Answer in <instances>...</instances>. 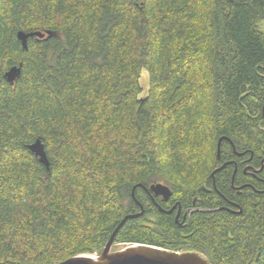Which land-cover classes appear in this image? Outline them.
I'll use <instances>...</instances> for the list:
<instances>
[{
  "label": "trees",
  "instance_id": "1",
  "mask_svg": "<svg viewBox=\"0 0 264 264\" xmlns=\"http://www.w3.org/2000/svg\"><path fill=\"white\" fill-rule=\"evenodd\" d=\"M262 23L264 0H0V264L99 255L139 211L134 185L144 212L113 251L264 264V184L231 163L264 179ZM19 30L45 35L23 48ZM37 138L48 169L27 148ZM231 178L252 187L236 193ZM155 182L171 190L155 197L170 213L143 190ZM223 198L240 209L221 210ZM177 204L179 222L191 209L181 226Z\"/></svg>",
  "mask_w": 264,
  "mask_h": 264
},
{
  "label": "water",
  "instance_id": "2",
  "mask_svg": "<svg viewBox=\"0 0 264 264\" xmlns=\"http://www.w3.org/2000/svg\"><path fill=\"white\" fill-rule=\"evenodd\" d=\"M44 35L45 33L41 31H32L25 33L21 30L17 31L16 34L23 48L27 47L28 37L36 36L42 38L44 37ZM19 74L20 65H14L4 72L3 78L7 82L12 84L18 78ZM223 139L228 140L226 137L221 136L217 141L216 153L218 158L220 153V142ZM230 144L234 150L231 141ZM27 148L35 157L38 158V161L40 163H42L47 169L49 168V161L44 150V145L39 138H37L34 142L28 144ZM239 154L241 155V153ZM226 163L227 162L223 163L220 167L216 168L213 171L212 176L215 172L219 171L222 167H224ZM135 186L136 185L132 187L131 197L139 206V211L136 213L124 215V217L120 220L119 224L110 234L102 252L99 255L73 256L57 264H210L206 257L195 251L178 252L149 244H127L115 251L111 249L115 234L122 227L125 221L128 219H135L141 216L144 212L143 205L138 200H136L134 196ZM139 186H141V184H139ZM146 190L152 191V193L156 196L160 195L163 200H167L171 195L170 188L161 182L151 183L148 186V189L146 188ZM173 208L174 206H172L171 209L165 211L158 205V209L166 213H170Z\"/></svg>",
  "mask_w": 264,
  "mask_h": 264
},
{
  "label": "flooded vegetation",
  "instance_id": "3",
  "mask_svg": "<svg viewBox=\"0 0 264 264\" xmlns=\"http://www.w3.org/2000/svg\"><path fill=\"white\" fill-rule=\"evenodd\" d=\"M234 147V146H233ZM231 148H232V146H231ZM232 151H233V154L234 155H236V156H238V157H240V156H242V155H240L239 154V152H237L236 150H235V148H234V150H233V148H232ZM238 153V154H237ZM231 163H232V167H233V173L237 170V168L240 166V168H241V172L243 173V174H245V175H247V176H250L251 178H252V180H256L257 182H260L262 185L264 184V179L259 175V173H260V171H256V169H258V168H256V167H254V166H252V165H250L249 163H247V162H241L240 164H237L236 162H234L233 160L231 161ZM262 167V163H261V165H260V167L259 168H261ZM256 168V169H255ZM245 185H247V186H250V187H252V184H249V183H244V184H241L240 186H235V185H233V179L231 178V182H230V186L232 187V188H234V190L236 191V193H240V189L241 188H244L245 187ZM212 187L214 188V189H216V186H215V182L214 181H212ZM147 189H148V187H147ZM255 189V188H254ZM143 190L145 191V193H146V195L149 197V199L151 200V202L155 205V206H157V208H158V202L156 201V199H155V197H158V198H161L162 199V197L159 195V196H156V195H154L153 193H152V191H147L145 188H143ZM256 190V189H255ZM223 200H224V204H219L218 205V208H220L221 210H225V211H227V212H230V213H233V212H235V211H237V210H239L240 209V206H239V204L235 201V200H230V199H228V198H223ZM155 201V202H154ZM165 201V200H164ZM174 204H171V206L170 207H172ZM178 204H177V209H176V211H175V214H174V219H175V222H177L178 224H179V226H181V223L184 221V219L187 217V216H189V214H190V212H191V209H184V211H183V213L181 214V222H178L179 220H180V218H179V216H178V214H179V208H178ZM180 207V206H179ZM205 211H208V209L207 210H205Z\"/></svg>",
  "mask_w": 264,
  "mask_h": 264
},
{
  "label": "rangeland",
  "instance_id": "4",
  "mask_svg": "<svg viewBox=\"0 0 264 264\" xmlns=\"http://www.w3.org/2000/svg\"><path fill=\"white\" fill-rule=\"evenodd\" d=\"M261 27L264 28V23L261 24ZM140 81H141V85H142V89H143V92H142V96H143V95H145V93L147 91V85H148V75H147L146 71H142ZM93 255H95V254H93Z\"/></svg>",
  "mask_w": 264,
  "mask_h": 264
},
{
  "label": "bare ground",
  "instance_id": "5",
  "mask_svg": "<svg viewBox=\"0 0 264 264\" xmlns=\"http://www.w3.org/2000/svg\"><path fill=\"white\" fill-rule=\"evenodd\" d=\"M22 31V30H21ZM23 32H25V31H23ZM25 33H28V32H25ZM17 34V33H16ZM19 40V39H18ZM20 41V40H19ZM221 153V152H220ZM146 155V154H145ZM218 164V163H217ZM156 175V174H155ZM152 177V176H151ZM162 182V181H161ZM165 183H167V182H165ZM220 183H221V179H220ZM169 184V183H168ZM171 184V183H170ZM169 186H171V185H169ZM172 189H173V186H172ZM139 192V191H138ZM142 197V196H141ZM156 198H158V197H156ZM144 200V199H143ZM159 200V199H158ZM146 201V200H145ZM155 202V201H154ZM144 205V204H143ZM182 205V204H181ZM168 206V205H167ZM148 207V206H147ZM191 208V207H190ZM152 214V213H151ZM180 214V213H179ZM211 214V213H210ZM147 215H148V213H147ZM234 215V214H233ZM153 219H154V217H153ZM135 220V219H134ZM137 220V219H136ZM142 221V220H141ZM179 222V221H178ZM147 227V226H146ZM108 236V235H107ZM116 241V240H115ZM103 243V242H102ZM105 243V242H104ZM101 245H103V244H101ZM116 247V246H115ZM100 250V249H99ZM113 250V249H112ZM99 253V252H98ZM70 256V255H69ZM208 259H209V257H208ZM211 260V259H210ZM209 260V261H210ZM237 262V261H236Z\"/></svg>",
  "mask_w": 264,
  "mask_h": 264
}]
</instances>
